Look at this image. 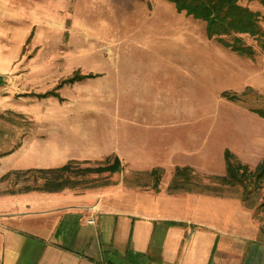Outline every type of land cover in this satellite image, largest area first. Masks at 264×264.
<instances>
[{"label":"rangeland","instance_id":"obj_1","mask_svg":"<svg viewBox=\"0 0 264 264\" xmlns=\"http://www.w3.org/2000/svg\"><path fill=\"white\" fill-rule=\"evenodd\" d=\"M6 2L11 4L10 0H2L0 4L7 8ZM16 2L18 10L21 6V11L34 7L46 12L40 10L35 19H40L41 24L31 21L27 11L26 17L20 13L21 28L15 24L9 27L16 35L12 38L14 42L10 33L9 37L5 34L6 26L10 25L6 11L0 16V73L9 69V59L22 56L14 73L24 79L15 84L12 77L0 75V176H4L0 179V202L6 199L5 195L38 191L44 179L45 183L54 178L63 180L73 192L83 194L95 191L96 186L106 189L123 178L121 171L96 169L108 166L107 161L114 163V155L90 160V156L99 155L101 139L109 133V121L104 119L114 120L116 136L119 112L106 104L116 105L118 96L114 93L110 98V94H102L100 77L59 87L75 69L80 74L100 73L104 61L110 60L107 63L110 70L116 71L120 65L128 72L145 71L152 85L137 94L141 96L136 100L148 102L150 97L152 108L141 106L132 110L136 117H168L172 113L197 118L204 112L207 119H212L216 117L214 109L220 99L227 101L225 92L238 95L239 104L249 110L264 108V50L254 37L243 35L256 55L253 58L239 55L210 39L204 22L178 12L167 0ZM239 3L259 11L264 29V6L258 0ZM11 16L18 22L17 15ZM31 30L32 34L23 40ZM119 56L122 59L118 60ZM128 81L139 85L144 80L131 77ZM52 90L58 92V97L40 96ZM133 95L129 90L125 99H132ZM253 116L256 118L257 114ZM258 127L254 123V128ZM98 134L100 138L92 139ZM25 140L24 148H20ZM9 150L15 151L4 157ZM75 158L89 162H78L70 172L59 176L58 172H40L59 168ZM105 183L109 185L100 186ZM45 187V192H55ZM223 194L234 192L225 190ZM254 199L255 218L264 228V182L248 201Z\"/></svg>","mask_w":264,"mask_h":264},{"label":"crops","instance_id":"obj_2","mask_svg":"<svg viewBox=\"0 0 264 264\" xmlns=\"http://www.w3.org/2000/svg\"><path fill=\"white\" fill-rule=\"evenodd\" d=\"M10 1L7 8L0 4V16L5 10L10 22L5 29L7 37L16 38L9 27L15 24L21 28L20 13L42 23L35 20L42 9L21 11L16 0ZM11 13L17 15L18 22ZM31 34L32 30L23 40ZM19 59L22 56L9 59V69L0 73L12 77L15 84L24 80L14 73ZM109 61H104L100 73H82L93 77L81 81L103 78L102 94L118 96L116 105L106 104L119 112L116 136L114 120L104 119L109 121V133L101 139L99 155L93 154L90 160L117 156L123 178L106 189L96 186L95 191L83 194L68 187L45 192L44 179L38 191L5 195L6 202H0V264H264L255 206L235 194H223L216 180L226 174L227 150L250 167L264 161V117L243 107L240 100L225 96L227 101L220 99L212 119L204 112L197 118L172 113L168 117H136L132 110L152 108L150 97L148 102L136 100L141 96L137 94L152 85V79L145 71L128 72L120 65L116 71L110 70ZM77 70L70 71L58 86L77 83L60 85ZM131 77L144 81L132 84L128 81ZM129 90L135 95L126 100ZM239 114L243 117H232ZM254 123L259 127L254 128ZM178 167L192 169L194 185L189 190L170 189ZM155 169H161L163 175L157 188L149 176Z\"/></svg>","mask_w":264,"mask_h":264},{"label":"trees","instance_id":"obj_3","mask_svg":"<svg viewBox=\"0 0 264 264\" xmlns=\"http://www.w3.org/2000/svg\"><path fill=\"white\" fill-rule=\"evenodd\" d=\"M174 4L178 12H183L187 16L200 20L205 23V31L210 39L217 40L221 45L231 51L246 57L253 58L256 55L255 49L246 44L243 35L254 37L262 50H264V29L260 24L259 11L252 10L248 6L239 3V0H167ZM264 6V0H258ZM85 77H93V74L82 75L80 71L73 77L63 81L60 85L75 80H82ZM50 95L58 97V92L48 91L40 96L48 97ZM224 96L231 100H239L240 97L235 94L226 93ZM254 112L264 117V108H255ZM12 152L9 150L7 152ZM114 163H109L108 166L96 168L99 171H110L111 173L118 172L121 169V161L117 156L113 158ZM78 162L75 159L69 160L59 168L41 169L40 172H58V176L62 173L67 174L73 169V165ZM226 174L218 177L216 180L222 185V190H231L235 195L240 196L243 200H249V197L261 188L264 182V161L256 167L251 168L249 165L242 163L232 152H225ZM105 168V169H103ZM88 169V168H86ZM162 170L155 169L149 176L155 182V188L161 178ZM194 177L192 169L189 167H178L175 170L173 180L170 184L171 190H189L193 185L191 179ZM47 182V181H46ZM105 183L102 185H108ZM46 190L59 191L69 187L68 183H63V180L54 178L53 181L45 183ZM50 185V186H49ZM256 205V200L252 201ZM264 228L260 229L259 240L264 241Z\"/></svg>","mask_w":264,"mask_h":264}]
</instances>
